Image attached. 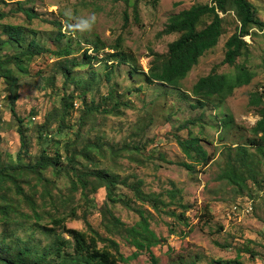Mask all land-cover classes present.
Here are the masks:
<instances>
[{"label": "rangeland", "instance_id": "374dc122", "mask_svg": "<svg viewBox=\"0 0 264 264\" xmlns=\"http://www.w3.org/2000/svg\"><path fill=\"white\" fill-rule=\"evenodd\" d=\"M212 1L0 0V15H5V19H0V56L21 50L3 33V27L11 24L25 29L28 42L35 40L51 51L69 47L72 58L83 59L84 50L98 57L91 66L75 69L74 82L66 89L58 70L60 59L50 54L37 56L28 64L27 73L17 74L20 97L16 111L24 120L26 142L21 164H34L42 149L48 148L53 154L61 155L66 166L69 152L89 143H99L104 148L102 156H94V166L80 158L76 166L79 173L105 170L120 180L129 178L134 182L139 178L144 182V193L160 194L165 204L161 212H155L135 201L133 193L123 186L115 188L116 194L130 206L151 214L150 229L164 239L151 248L159 264H217L231 260L235 261L233 264H264V166L262 157L249 146L250 128L258 119L250 106V98L256 92L264 97V30L255 28L252 36L244 38L249 51L237 61L254 74L252 82L236 89L224 102L212 99L205 107H199L192 89L214 67L221 74L234 73V68L222 64L225 44L239 27L234 12L221 14L225 18L224 35L179 88L157 82L148 85L143 75L149 72L152 61L165 56L170 43L178 38L176 34L161 35L169 18ZM249 1L264 22V0ZM19 4L33 9L39 19L28 20L17 11ZM136 5L138 14L134 12ZM206 21L209 23L210 19ZM56 22L62 27L56 26ZM118 38L122 39V47L120 53H115L112 48ZM111 66L113 73L109 80ZM85 81H92L91 90L81 88L80 82ZM110 91L129 107L122 106L120 111L112 109L113 101L107 98ZM66 93L73 94L75 101L62 127L58 113H62V98ZM11 101L6 83L0 80V154L6 165L14 166L22 141L19 123L11 113ZM90 106H94V111L84 116ZM48 117L52 123L42 128ZM228 118L232 122L225 126ZM192 120L196 121L190 129L179 131L180 126ZM191 137L201 138L206 162L194 152L191 157L187 156L179 145L178 138L185 141ZM236 146L248 147L252 177L240 164ZM111 148L120 153L113 155ZM184 163L193 166L192 170L183 167ZM231 163L246 179L244 186L220 179L226 165ZM45 176L54 181L51 189L57 206L45 201L42 196L45 185H37L36 178L30 175L23 181V188L36 198L43 219L39 224L33 211L9 192L10 203L25 217L7 222L0 215V240L5 239L14 247L27 243L45 247L59 236L68 237L52 222L55 217L68 216V228L86 231V218L102 237H111L119 243L124 257L135 250L123 232L105 230L104 218L108 207L123 224L131 227L139 221L134 211L123 204L110 203L105 188L87 192L86 196L81 188L72 191V178L66 174L57 177L48 171ZM119 264L152 262L148 253L142 251Z\"/></svg>", "mask_w": 264, "mask_h": 264}, {"label": "trees", "instance_id": "16d2710c", "mask_svg": "<svg viewBox=\"0 0 264 264\" xmlns=\"http://www.w3.org/2000/svg\"><path fill=\"white\" fill-rule=\"evenodd\" d=\"M21 3V1L19 2ZM18 12L24 14L30 21L39 19V15L33 9H26L19 4ZM135 14H138V5L134 7ZM234 12L239 22V27L226 42V54L223 65L234 68V73L221 74L214 67L212 71L205 77H201L192 89L193 96L198 99L199 107H205L209 100L217 99L224 102L229 99L236 89L249 85L254 74L245 64H238L239 58L243 57L249 51V45L245 41V37L252 36L251 31L255 28L264 30V22L257 17V10L249 0H213L210 4L193 6L188 10H183L178 14L169 18L165 29L161 35H178L169 45V51L165 56L156 57L150 64L149 72L143 73L145 82L152 85L155 82L174 88H179L181 83L189 72L199 63L200 59L210 50L217 46L220 38L224 35L225 15ZM210 19L207 23L206 19ZM0 19H5V15H0ZM56 26L61 28V24L56 22ZM3 33L10 40L20 47V51L0 56V80H4L7 85V92L10 94L11 113L19 123L18 131L21 136V150L18 154L17 164L14 166L6 165L0 154V215L11 222L16 217H25V214L17 209L8 199L7 193L13 192L19 201H23L32 211L33 216L37 218L40 224L43 216L39 213V205L34 196L29 194L23 188V181L27 177L34 176L37 185H45L42 196L45 201H51L53 206H57V200L52 195L51 186L54 181L45 176V172L53 171L55 176L61 177L66 174L72 178V191L81 188L84 195L87 192L95 193L100 188L106 189L107 199L113 205L120 203L125 207L134 211L139 221L131 227L123 224L110 210L106 208L105 213V230L108 233L123 232L128 242L135 250L128 256L124 257L120 252L119 243L111 237H102L90 225L86 218L87 230L79 231L67 227V217H55L52 222L56 228L64 230L68 237L59 236L52 243L45 247L31 246L29 243L14 247L6 243L5 239L0 240V264H119L120 261H127L135 258L140 252L146 251L152 264H159L157 257L151 248L161 243L164 239L158 237L153 230L150 229V218L152 217L148 211L133 208L128 201L123 200L116 194L115 188L123 186L133 193L135 201L143 205H147L155 212H161L165 206L161 200L160 194H146L143 191V180L137 178L136 181L130 182L129 178L120 180L118 176H111L105 170H95L94 172L85 171L79 173L76 166L81 158L92 166L95 165L94 156L101 157L104 149L99 143H89L80 150L69 152L67 156L68 164L59 154L55 155L48 148H43L40 152L38 160L34 164L22 165L20 160L26 148L25 134L23 130L24 120L20 118L16 111V102L19 99V79L17 74H24L29 71V63L37 56L50 54L60 59L58 70L64 79V89L74 82L72 72L75 69L91 66L98 59L97 56L89 55L88 50H84L81 60L72 58V50L67 47L59 51H51L49 48L32 40L28 42L25 38V29L20 25L6 24L3 27ZM60 37L63 34L60 32ZM115 53H120L122 47V39L118 38ZM115 55V54H114ZM116 57V56H114ZM113 65V64H112ZM110 75L113 73V67H110ZM51 81V80H49ZM50 84H53L51 81ZM82 89L91 90L92 81L80 82ZM134 91V90H133ZM113 101L112 109L120 111V107L126 106L123 100L117 99V94L110 91L107 97ZM75 97L73 94H64L62 98V113H58L61 118V126L65 122L69 112L74 108ZM85 103V102H84ZM93 105V104H92ZM250 106L255 109V115L258 119L250 128L252 138L249 146L254 147L262 157L264 166V97L263 94L256 92L250 98ZM197 108L196 106H193ZM94 111V106L87 107L84 116ZM109 113V112H108ZM82 120V119H81ZM196 120L188 121L185 125L179 127V131L190 129ZM84 121L82 120V123ZM232 118L224 121L225 126H229ZM52 120L48 117L42 128L50 125ZM191 131L189 135L191 136ZM178 143L182 147L184 153L191 157L192 153L201 161L206 162L207 153L202 148L201 138H190L181 140ZM72 147V146H71ZM68 148L69 149L71 148ZM138 149V148H136ZM240 164L246 169L247 175L252 177L248 160L250 154L247 146L235 147ZM113 155H118L120 150L111 148ZM187 170H192L190 164H183ZM220 179L226 180L234 186H244L246 179L238 172L236 166L231 163L227 164L223 170ZM185 210V208H184ZM173 216V214H171ZM75 214L73 212L72 217ZM30 217V216H28ZM235 261H218L217 264H233Z\"/></svg>", "mask_w": 264, "mask_h": 264}, {"label": "built area", "instance_id": "2783aa9c", "mask_svg": "<svg viewBox=\"0 0 264 264\" xmlns=\"http://www.w3.org/2000/svg\"><path fill=\"white\" fill-rule=\"evenodd\" d=\"M248 212L250 211V208H249V210H247Z\"/></svg>", "mask_w": 264, "mask_h": 264}]
</instances>
